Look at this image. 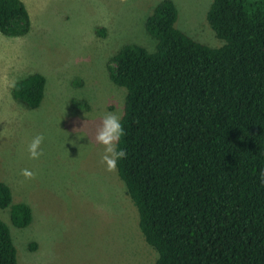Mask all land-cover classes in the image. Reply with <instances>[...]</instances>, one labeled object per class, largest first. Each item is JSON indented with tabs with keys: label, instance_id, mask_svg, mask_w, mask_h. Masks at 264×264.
<instances>
[{
	"label": "trees",
	"instance_id": "trees-1",
	"mask_svg": "<svg viewBox=\"0 0 264 264\" xmlns=\"http://www.w3.org/2000/svg\"><path fill=\"white\" fill-rule=\"evenodd\" d=\"M177 18L174 2L161 0L144 22L154 51L125 44L108 62L125 91L117 177L153 264H264V0H210L216 48L179 30ZM30 26L21 0H0L1 35L24 37ZM45 82L39 73L18 80L12 99L37 109ZM6 209L13 227L31 224L30 207L0 182ZM0 264H16L1 219Z\"/></svg>",
	"mask_w": 264,
	"mask_h": 264
},
{
	"label": "rangeland",
	"instance_id": "rangeland-1",
	"mask_svg": "<svg viewBox=\"0 0 264 264\" xmlns=\"http://www.w3.org/2000/svg\"><path fill=\"white\" fill-rule=\"evenodd\" d=\"M21 1L29 33L0 34V182L13 203L32 212L31 224L19 229L0 210L16 264H153L136 210L116 170L101 163L95 134L105 113H123L125 91L110 81L108 62L125 44L154 51L144 22L161 0ZM172 1L179 30L209 47L222 45L206 23L210 0ZM32 73L46 80L35 110L11 95L13 84ZM75 100L85 108L75 109ZM41 134L43 155L31 159L28 145ZM22 169L35 178L26 180Z\"/></svg>",
	"mask_w": 264,
	"mask_h": 264
},
{
	"label": "clouds",
	"instance_id": "clouds-1",
	"mask_svg": "<svg viewBox=\"0 0 264 264\" xmlns=\"http://www.w3.org/2000/svg\"><path fill=\"white\" fill-rule=\"evenodd\" d=\"M121 119L120 114L105 113L96 129L95 141L103 146L101 163L106 165V170L109 172L115 171L118 161L124 159L127 155L123 148L117 147L121 138L126 134ZM43 141L44 136L42 134L33 137L28 145V153L31 159H38L43 155L40 147ZM20 175L26 180H31L35 178L36 173L29 169H22Z\"/></svg>",
	"mask_w": 264,
	"mask_h": 264
}]
</instances>
